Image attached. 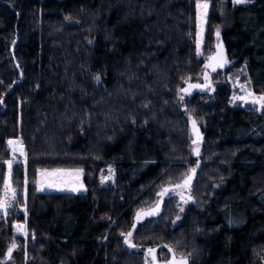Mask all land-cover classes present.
Segmentation results:
<instances>
[{
    "label": "trees",
    "instance_id": "1",
    "mask_svg": "<svg viewBox=\"0 0 264 264\" xmlns=\"http://www.w3.org/2000/svg\"><path fill=\"white\" fill-rule=\"evenodd\" d=\"M199 1L210 3L203 56ZM222 26L230 65L188 96ZM237 76L264 94V0H0V200L10 138L26 156L12 160L26 208L0 212V264H146L148 248L166 261L169 247L188 264H264V108L232 104ZM55 168L82 169L86 192H38V172ZM191 169L187 204L157 195Z\"/></svg>",
    "mask_w": 264,
    "mask_h": 264
},
{
    "label": "rangeland",
    "instance_id": "2",
    "mask_svg": "<svg viewBox=\"0 0 264 264\" xmlns=\"http://www.w3.org/2000/svg\"><path fill=\"white\" fill-rule=\"evenodd\" d=\"M199 2L203 3V2H207V1H199ZM207 3L209 5V7L207 10L206 16H204V18H203V21H201V19L199 18V10L197 9V28H196V35H195L194 40H195V44H196V49H197V45L199 44V54H198L199 56H203V47H204L206 29H207L209 13H210V3L209 2H207ZM242 4H247V2L242 3ZM226 10H227L226 6L224 5L223 9L221 11L223 16H227ZM217 30L219 31V35H217ZM223 30H224L223 26L218 27L216 29L214 49H213V52L209 56L205 57V65H207L209 57L215 52L216 44L221 41ZM197 53H198V49H197ZM211 73L212 72L208 69V67L204 68V70H203L204 75H207L211 78L212 77ZM230 84H231V87L233 90V93H232V104L233 105L239 104L241 106H246V107L247 106L252 107V105H253L256 110L262 109L260 104H253L252 100L254 97L264 96V94L257 93L255 91H253L249 87L247 82L244 81L243 79H241L240 76H237L234 79H231ZM241 85H243L244 87L241 88ZM249 93H251L252 95H249ZM237 97H244V99H237ZM188 116H189V123L191 126V130L193 132V136L195 139L196 134L193 131V124H192V121L194 118L191 115H188ZM196 128L199 131V136H202V132L200 131V128H199V125L197 124V122H196ZM19 141L21 144H23L20 139H19ZM197 146L200 149V145H199V143H197V144H194L193 150L196 149ZM23 152L25 154V151H23ZM11 158H12V156H11ZM13 159L14 160H20V159L12 158L11 160H8V161H12ZM45 170L47 171V173H54V174L53 175L42 174L45 172ZM55 170H63V171L56 172ZM76 170H82V169H79V168H73V169L55 168V169L40 170L38 172V178H37V182H36L38 192H41V193H45V192H52V193L68 192V193H75V194L86 192L87 187H86L85 182H84V172L82 170L81 172L77 173ZM10 179L11 178H9V165H8L6 181H8L10 183ZM114 179H115V168L113 165H109V166L105 167L99 175V183L102 186H109V185L114 184ZM49 184H52L53 186L49 187L48 186ZM10 186H11V184H10ZM73 188H76L77 190L73 191L72 190ZM41 189H43V190H41ZM169 189H170V191L168 192V195H176L179 199V202L182 203L183 205L187 204L190 201L189 197H191V196H190V192L188 191V188L174 189V186H173V187H170ZM171 189H174V190H171ZM4 191H5V186H4ZM176 193H182L184 199L182 200L181 196L177 195ZM7 195L9 198V203L11 204L10 198L12 197L13 194H12V192H8ZM15 195L18 198L16 192H15ZM4 197H3V199H4ZM18 203L20 204L19 199H18ZM20 206H21V204H20ZM9 208H11V206L7 207V210H9ZM21 208L25 209L26 206L23 205V206H21ZM3 211L4 210H0V212H3ZM179 220L180 219H178V220L176 219V221H175L176 224L179 223ZM146 264H151V260L147 259Z\"/></svg>",
    "mask_w": 264,
    "mask_h": 264
},
{
    "label": "snow or ice",
    "instance_id": "3",
    "mask_svg": "<svg viewBox=\"0 0 264 264\" xmlns=\"http://www.w3.org/2000/svg\"><path fill=\"white\" fill-rule=\"evenodd\" d=\"M234 2L236 4H241V3H246V2H250V0H234ZM208 3L207 2H198L197 3V9L199 10V18L201 19V21H203V18L204 16H206L207 14V10H208ZM217 35H219V31L217 30ZM197 49H198V54H199V44L197 45ZM209 60L210 61H215L214 64H211V65H205V67H209L211 66L212 67V70L215 71L216 70V67H223L225 63H227L226 60L224 59H217L215 56H210L209 57ZM97 81H99L100 77L97 76L96 77ZM190 87H201L200 85H190ZM244 86L241 85V88H243ZM181 91L183 92H187L188 90L187 89H181ZM249 95H252L251 93H249ZM237 99H244V97H237ZM180 100H184V96H180ZM252 103L253 104H260L261 105V108H264V96H260V97H254L253 100H252ZM192 124H193V131L194 133L196 134L197 136V139H194L192 142L193 144H197L198 140H199V131L198 129L196 128V121L193 119L192 121ZM14 141L12 140H9L8 141V144L11 145L13 144ZM13 151H16V149H13ZM194 151L196 152V154L198 155L199 154V148L197 146L196 149H194ZM20 152H21V155H24V152H23V148H22V145H21V148H20ZM8 165H9V178H11V165H12V161H7ZM56 172H61L63 170H55ZM77 173L81 172L82 170H76ZM191 172L192 173H195V169H191ZM42 174H47V175H53L54 173H47V171L45 170L44 173ZM191 179L192 177L191 176H186L184 181L180 184H176L174 186V189H179V188H186L189 186L190 182H191ZM49 187H52L53 185L52 184H49L48 185ZM174 189H171V190H174ZM43 190V189H41ZM73 191H76L77 189L76 188H73L72 189ZM170 191L169 188H164L162 190V193H158L157 195H160L162 196L163 194H166ZM8 192H12V199L15 198V190L11 188L10 186V183L8 181H5V197L3 200H0V210H4L5 213H6V209L7 207L10 206V203H9V198H8ZM177 195H180L181 196V199L183 200L184 197L182 195V193H176ZM189 199H191V197H189ZM186 202V201H185ZM160 211V203L157 202L155 207L150 210L149 212L146 213V215H149V216H153V215H157ZM180 211L182 212L183 211V208L180 209ZM143 212V210H140L139 212H137V220H139L141 218V213ZM180 219L179 216H177V220ZM135 227V226H134ZM25 229V226L24 225H17V230L18 231H22ZM26 234V232H25ZM122 236H124V243L126 245H128V247L130 248H135L136 245L132 242L131 238L133 236V232L132 231H129L127 232V234L125 233H121ZM16 247L15 244H13L9 250H8V256L9 258H11V252L12 250ZM164 247H169L167 245H165ZM169 252L173 253L172 255V258L167 262V264H188V257H185V256H180V257H177L174 253V250L169 247ZM156 253V249L155 248H148L147 249V254L151 256V259L153 261V264H157V257L155 255ZM190 255V254H189Z\"/></svg>",
    "mask_w": 264,
    "mask_h": 264
},
{
    "label": "water",
    "instance_id": "4",
    "mask_svg": "<svg viewBox=\"0 0 264 264\" xmlns=\"http://www.w3.org/2000/svg\"><path fill=\"white\" fill-rule=\"evenodd\" d=\"M232 4L236 6V5H241L242 3L241 4H236L234 2V0H232ZM211 56H215L218 60L222 58V59H224V60L227 61V63H225L223 67H216V70L215 71H213L212 70V67L209 66L208 69L211 72H217L218 70H224V69H226L230 65V60H229V58L227 56L226 48H225V45H224V43L222 41H220V42H218L216 44V46H215V52ZM214 63H215V61L208 60L207 65H211V64H214ZM190 85H200L201 87H190ZM210 87H211V80H210L209 76L205 75L204 76V81L202 83L201 82L188 83L185 86V88H184V89H187L188 91L187 92H184V93H186L188 96H192L194 93H197V92L203 93V92L207 91V89H209ZM190 176L192 177V179H191V182H190L189 186L191 185V183L193 181L194 173H192ZM188 187H186V188H188ZM158 202L160 203V211H161L162 200L160 199ZM155 205L152 206L151 208H148V209L143 210V212L141 213V218L139 220H137V215H136L135 216L136 222H141V221L145 220L146 218H150V217L157 216L160 213V211H159V213L157 215H153V216L146 215V213L149 212L150 210H152L155 207ZM155 255H156V253H155ZM156 257H157V255H156ZM150 258H151V256H150ZM171 258H172V256L170 257V259ZM170 259H168L166 261H161L157 257V264H167V262ZM151 261H152V259H151ZM152 264H153V261H152Z\"/></svg>",
    "mask_w": 264,
    "mask_h": 264
},
{
    "label": "built area",
    "instance_id": "5",
    "mask_svg": "<svg viewBox=\"0 0 264 264\" xmlns=\"http://www.w3.org/2000/svg\"><path fill=\"white\" fill-rule=\"evenodd\" d=\"M9 140L14 141L13 144H11V145L8 144V147L10 149V156H12V158H16V159H20V160H23V159L26 160L25 154L21 155V152H20L21 145H22V148L24 151V145L20 143L19 138L14 137V138H10ZM13 149H16V151H13ZM10 202H11V204H10L11 208H16V209L21 208L20 204L18 203V198L16 197V195H15L14 199H12V197L10 198Z\"/></svg>",
    "mask_w": 264,
    "mask_h": 264
},
{
    "label": "crops",
    "instance_id": "6",
    "mask_svg": "<svg viewBox=\"0 0 264 264\" xmlns=\"http://www.w3.org/2000/svg\"><path fill=\"white\" fill-rule=\"evenodd\" d=\"M37 178H38V176H37ZM7 210V209H6ZM4 212V211H3ZM17 225H24L25 226V229L24 230H22V231H18L17 230ZM25 232H26V234H25ZM14 233L16 234V235H20V236H26L27 235V226H26V223L25 222H16L15 224H14Z\"/></svg>",
    "mask_w": 264,
    "mask_h": 264
}]
</instances>
